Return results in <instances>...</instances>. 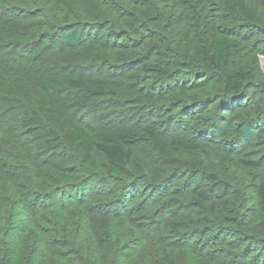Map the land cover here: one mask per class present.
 Here are the masks:
<instances>
[{
    "label": "trees",
    "instance_id": "obj_1",
    "mask_svg": "<svg viewBox=\"0 0 264 264\" xmlns=\"http://www.w3.org/2000/svg\"><path fill=\"white\" fill-rule=\"evenodd\" d=\"M226 8L232 10V1L0 0V50L34 48L25 61L13 59L14 65L22 62L23 70L0 66V264H232L238 256L242 259L238 264H247L248 251L257 254L255 264H264V213L243 220L224 216L232 214L238 196L227 193L231 188L215 174L206 173L205 184L191 187L180 199H163L166 192L159 184L163 181H146L151 192L134 203L139 182L125 178L133 156L131 144L147 141L163 160L171 162L169 147L196 152L202 148L198 140H167L151 123L138 131H91L67 114L68 139L79 155L76 161L57 166L46 160L61 143L53 130H23L38 115L23 102L20 74L60 41L64 47L75 48L88 42L105 46L111 40L122 55L135 53L139 61L144 59L138 62L141 70L161 81L173 78L181 64L179 48L167 54L169 42L182 49L183 39L190 36L203 90L210 83L218 84L228 96L226 105L241 106L252 78L259 79L257 85L264 92L257 52L248 47L249 60L236 63L231 33L218 31L198 39L206 10L209 26ZM257 20L264 27V20ZM120 40L136 45L121 46ZM150 41L156 46L151 48ZM135 47L140 50H129ZM187 68L194 69L193 65ZM36 88L53 97L61 109L98 105L105 93L100 78L80 72L43 73ZM169 93L182 98L187 88L174 86ZM139 99L146 105L165 100L150 93ZM21 103L22 110L11 112ZM9 113L12 118L7 117ZM258 117L264 120V108ZM211 121L209 115L188 126L201 133ZM258 132L256 120H242L236 126L241 141H249ZM231 161L244 169L258 165L243 158ZM256 192L264 212V181L258 182ZM232 231L237 239L224 241L221 235ZM244 242L255 246H243ZM236 248L244 251L237 253Z\"/></svg>",
    "mask_w": 264,
    "mask_h": 264
},
{
    "label": "rangeland",
    "instance_id": "obj_2",
    "mask_svg": "<svg viewBox=\"0 0 264 264\" xmlns=\"http://www.w3.org/2000/svg\"><path fill=\"white\" fill-rule=\"evenodd\" d=\"M229 1H232V10L226 8L219 11L220 19L215 25H207L210 14L206 10L198 39H207L218 31L231 33L234 61L240 63L249 60L250 54L247 49L251 47L258 54L260 68L264 74V27L257 22L259 21L257 19L264 20V0ZM215 4L218 6V2ZM14 24L19 25V22ZM190 38L185 36L182 49L180 45L169 42L170 49L167 54L176 52L175 48H179L181 55L178 57L181 64L179 72L173 78L161 81L141 70V63L138 62L144 59L139 61L135 53L122 55V49L114 48L111 40L105 46L100 45L101 47L89 42L75 48L64 47L61 41L52 45L35 58L30 69H25L22 71L24 73L20 74L22 77L19 84L25 90L23 102L38 115V119L29 121L23 130L26 133L46 128L53 130L54 136L60 138L61 143L46 156V160L49 165L57 166L70 160L76 161L79 155L68 139L65 122L67 114L81 121L91 131L100 129L114 132L125 129L138 131L141 125L151 123L167 140L194 138L202 143V148L196 152H187L169 147L171 162L163 160L147 141L131 144L133 156L125 178L128 181L137 179L139 182L134 203L151 192H148V187L144 185L146 181L153 183L157 180L163 181L157 182L163 183L166 192L163 193V199H180L181 194L188 193L191 187L204 185V175L212 173L224 180L231 188L227 193H235L238 196L237 204L232 207L235 213L234 211L228 215L223 213L226 214L224 216H229L228 218L238 216L240 220L253 218L264 213L259 207L256 192L258 182L264 181V120L259 121L258 117V113L264 108V92L257 85L259 79L252 78L246 90V99L237 107L239 103L226 105L228 96L222 93L220 85L210 83L209 87L203 90L202 78H198L195 72L199 60L189 43L192 40ZM120 44L128 47L136 45L134 41L125 40H120ZM153 45L156 46L155 41H150L151 48ZM33 50L34 48L26 46L0 50V66L7 71L10 68L23 70L24 65L21 63ZM129 50L136 52L140 49L135 47ZM13 59L22 62L14 65ZM187 65H193L194 69H188ZM46 72L52 74L80 72L97 76L105 88L101 103L85 108H59L53 102V97H47L37 88L35 89L38 79ZM174 86L187 88L186 96L182 98L172 96L169 89ZM147 93L161 95L165 100L162 103L146 105L139 98ZM57 97L60 98L59 95ZM23 107L22 103L11 107V112L22 110ZM209 115L212 121L206 131L201 133L191 131L188 126L190 122ZM7 117L12 118L10 113ZM242 120H256L258 125L257 136L249 141H241L236 137V126ZM232 158L253 160L258 165L255 169L238 168L232 163ZM196 217L201 218L202 215L198 214ZM226 222L225 224H228ZM236 236L233 231L221 235L224 241L229 240V242L236 240ZM243 246L252 248L255 245L244 242ZM228 249L234 250L232 247ZM235 251L239 253L244 250L236 248ZM248 252L245 262L255 264L258 261L257 254H248ZM239 262H242L241 257L232 258V264Z\"/></svg>",
    "mask_w": 264,
    "mask_h": 264
}]
</instances>
